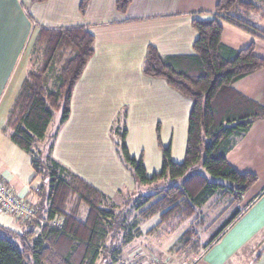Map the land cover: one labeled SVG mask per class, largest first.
<instances>
[{
    "label": "trees",
    "instance_id": "16d2710c",
    "mask_svg": "<svg viewBox=\"0 0 264 264\" xmlns=\"http://www.w3.org/2000/svg\"><path fill=\"white\" fill-rule=\"evenodd\" d=\"M89 2L82 0L83 13ZM131 2L116 0V7L125 13ZM257 15L264 18V0H219L213 17L193 19L199 34L193 55L164 56L149 46L143 72L164 78L192 100V108L184 160L173 161L170 147L163 146L162 170L151 176L142 157L129 153L127 111L118 114L111 127L118 151L137 181L149 187L148 193L132 199L126 190L109 196L53 157L57 130L47 134L49 125L58 111L59 126L68 119L74 87L95 52V37L84 26L39 29L5 130L29 155L36 173L48 178L45 201L39 204L41 216L49 221L61 218L63 227L38 220L17 221L20 229L0 224V264H114L125 246L143 234L141 223L153 217L158 221L146 233L158 227L181 229L179 243L185 250L179 249L186 256L210 247L239 216L243 197L258 178L236 170L227 154L237 138L264 119V106L233 87L263 68L264 59L254 45L240 50L225 45L220 20L264 40ZM231 208L230 217L202 242L210 213L218 211L209 224Z\"/></svg>",
    "mask_w": 264,
    "mask_h": 264
},
{
    "label": "crops",
    "instance_id": "0c3cea01",
    "mask_svg": "<svg viewBox=\"0 0 264 264\" xmlns=\"http://www.w3.org/2000/svg\"><path fill=\"white\" fill-rule=\"evenodd\" d=\"M218 1L132 0L121 13L116 0H90L83 13L82 0H0V109L17 72L27 70L39 29L84 26L95 37V52L74 87L70 115L57 129L52 155L111 197L135 191L141 185L123 161L111 127L126 110L127 147L131 156L142 157L148 176L162 170L163 146L170 147L173 161L184 160L192 100L164 78L146 75L143 61L149 46L164 56L193 55L199 35L193 19L213 17ZM220 23L225 45L236 50L254 45L264 59L263 39L231 22ZM258 24L264 28V19ZM233 87L264 106V67ZM5 124L0 120V130ZM227 159L239 172L258 178L245 193L239 216L195 264H264V119L235 140ZM12 173L0 163V180L21 197L24 185ZM36 195L22 197L39 205ZM0 216L6 227L17 223ZM122 256H129L128 249Z\"/></svg>",
    "mask_w": 264,
    "mask_h": 264
},
{
    "label": "rangeland",
    "instance_id": "374dc122",
    "mask_svg": "<svg viewBox=\"0 0 264 264\" xmlns=\"http://www.w3.org/2000/svg\"><path fill=\"white\" fill-rule=\"evenodd\" d=\"M255 19L259 21V19L262 18L257 15V18ZM25 76L26 67L17 72L9 88L8 94L5 95V97L3 98L4 100L1 102L2 105L0 109V120H2L3 122L6 121V116H8V113L12 107V104L15 101L16 95L20 89L21 83L23 82ZM60 120L61 111H58L55 113V116L51 124L49 125L47 134L56 132ZM19 155H22V157H20ZM0 163H4V165L7 167L8 173L13 172V175L14 173L16 174L15 178L18 179L17 181H19L20 183L19 186L24 185L23 187L25 188V192L21 194V197L19 196L20 198L24 199L22 196H25V193L28 192L32 194H37L36 196L42 202L45 201V194H47L48 189V178H46L44 174L36 173L35 168L31 164L29 155L26 154L17 144L12 141L9 132L5 129L3 131L0 130ZM131 192V196L129 195L130 198H136L139 193H148L149 187L141 185L137 187L135 191ZM29 202L31 203L32 201H30L29 199ZM233 211L234 208H231L226 214H223L220 218L216 219L214 222L209 224L217 216L218 212L217 210L212 211L210 213V220L208 221V223H206V225L203 227L204 230H202L201 232L202 242L208 241V239L211 238V236L218 230V228L230 217ZM157 221L158 218L153 217L141 223L143 234L124 248V250L128 249L129 256L132 257L135 254H139L140 261L144 260L145 262H153L155 264L159 262H164L168 264H178L182 262L188 264H195V262L203 251L198 254L193 253L190 256H186L185 251H182L185 249H183L182 245L179 243L181 242V229H177V231L174 232H168L163 227H158L152 234L146 233L148 229L156 225ZM0 224H2L1 219ZM20 226L21 225L17 223H15L14 225V227H18V229H20ZM201 226L202 225L200 224L199 227L201 228ZM179 248L182 250H180Z\"/></svg>",
    "mask_w": 264,
    "mask_h": 264
},
{
    "label": "built area",
    "instance_id": "2783aa9c",
    "mask_svg": "<svg viewBox=\"0 0 264 264\" xmlns=\"http://www.w3.org/2000/svg\"><path fill=\"white\" fill-rule=\"evenodd\" d=\"M41 208L38 204L30 203L29 200H23L16 193L11 191L0 180V215L6 214L14 218L16 221H33L38 220L42 224H47L50 227L62 229L63 219L57 218L54 220L42 219L40 214ZM115 264H140V255L135 254L130 257H117ZM157 264H168L159 262ZM188 264V263H178ZM193 264V263H191Z\"/></svg>",
    "mask_w": 264,
    "mask_h": 264
},
{
    "label": "water",
    "instance_id": "95a60500",
    "mask_svg": "<svg viewBox=\"0 0 264 264\" xmlns=\"http://www.w3.org/2000/svg\"><path fill=\"white\" fill-rule=\"evenodd\" d=\"M102 264H104V263H102Z\"/></svg>",
    "mask_w": 264,
    "mask_h": 264
}]
</instances>
